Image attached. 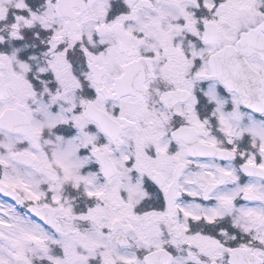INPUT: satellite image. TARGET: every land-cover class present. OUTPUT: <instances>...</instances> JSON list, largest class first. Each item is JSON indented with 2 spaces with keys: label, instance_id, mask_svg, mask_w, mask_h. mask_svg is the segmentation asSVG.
I'll use <instances>...</instances> for the list:
<instances>
[{
  "label": "snow or ice",
  "instance_id": "snow-or-ice-1",
  "mask_svg": "<svg viewBox=\"0 0 264 264\" xmlns=\"http://www.w3.org/2000/svg\"><path fill=\"white\" fill-rule=\"evenodd\" d=\"M0 264H264V0H0Z\"/></svg>",
  "mask_w": 264,
  "mask_h": 264
}]
</instances>
